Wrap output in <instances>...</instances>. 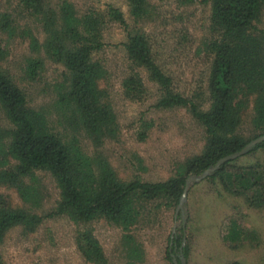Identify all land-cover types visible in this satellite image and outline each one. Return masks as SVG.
<instances>
[{
	"label": "rangeland",
	"instance_id": "obj_1",
	"mask_svg": "<svg viewBox=\"0 0 264 264\" xmlns=\"http://www.w3.org/2000/svg\"><path fill=\"white\" fill-rule=\"evenodd\" d=\"M110 7L122 13L128 31L147 36L154 60L171 77L174 89L184 95L200 90L201 107L207 108L209 0H38L35 9L18 0H0V69L24 94L27 106L42 111L63 139L76 142L86 156L106 164L111 181L166 180L178 174L187 159L201 153L205 134L188 109L154 106L160 92L144 68H137L146 88L143 99L135 101L125 95L122 84L130 72V62L122 43L127 31L108 14ZM89 13L100 15L103 46L91 52L90 58L99 69L95 87L99 106L107 108L111 120L109 124L100 119L95 126L92 121H82L74 102H69L68 70L48 49L47 38L62 25L67 35L55 38V42L65 38L62 42L69 44L68 29L87 34L82 18ZM255 25L264 30V10ZM252 114L251 98L237 129L242 138L250 139L261 132L254 129ZM0 125H7L1 109ZM236 160L264 164V149ZM14 162L4 146L0 172L11 169ZM205 178L190 183L181 205L182 195L177 202L133 195L129 205L137 214L128 227L103 216L80 223L66 213L57 214L64 195L49 171L35 170L2 182L0 193L7 203L41 218L33 229L9 228L0 243L3 262L97 264L76 247V234L90 230L102 248L103 264H182L183 260L184 264H264V208H250L228 194L218 196L217 187ZM95 184L97 191L106 187L99 178ZM20 188L33 195L23 196L24 200L20 193L26 192ZM231 217L249 232L253 230L234 245L222 240ZM174 236L181 240L171 248L170 238Z\"/></svg>",
	"mask_w": 264,
	"mask_h": 264
},
{
	"label": "trees",
	"instance_id": "obj_2",
	"mask_svg": "<svg viewBox=\"0 0 264 264\" xmlns=\"http://www.w3.org/2000/svg\"><path fill=\"white\" fill-rule=\"evenodd\" d=\"M18 1L26 8L35 9L38 5V0ZM209 2L211 38L208 52L211 64L206 90L210 102L205 109L201 107L202 92L198 90L191 95H184L176 91L171 77L154 60L147 36L128 31L122 13L113 7L108 10V14L123 24L127 31L126 41L122 43L130 62V72L122 84L125 95L135 101L143 99L146 88L137 68H144L149 80L158 85L160 92L154 106L159 109L186 108L203 128L205 140L201 153L187 159L178 168V174L154 182L138 179L126 183L114 179L111 181L108 176L112 174L106 164L86 156L76 142L63 139L50 126L42 111L27 106L24 94L0 69V109L7 123L5 127L0 125V150L7 146L8 154L16 161L11 169L0 172V183H8L15 177L21 178L35 170L49 171L55 176L64 195L56 208L57 214L66 213L73 221L80 223L103 216L117 225L128 227L135 221L137 214L129 205L133 195L166 197L167 200L177 202L188 175L204 171L220 158L241 150L252 139L263 135L264 30L258 28L255 22L264 10V0ZM82 20L87 34L80 35L68 29L69 44L62 42L65 38L60 43L55 42V38L67 35V28L62 25L60 29L48 34V49L68 70L69 102H74L82 121H92L95 126L101 119L110 124L108 110L99 106V91L95 88L99 69L90 58L91 52L103 46L100 15L89 13ZM251 98V122L254 129L261 132L246 139L238 134L237 129L241 123V113ZM258 149H264V140L245 154ZM236 159L221 164L205 181L217 187L215 191L218 196L228 194L243 200L250 208H264V164L261 161L240 163ZM97 178L106 186L98 191L95 184ZM20 189L26 192L20 193L23 199V196L33 195L27 189ZM40 220L30 210L7 203L0 193V243L12 226H22L24 230L33 229ZM252 231L244 229L237 219L231 217L222 240L234 245L243 241ZM180 240L171 237L170 247L178 245ZM75 242L88 260L97 264L105 262L102 248L90 230L77 233ZM183 255L186 256L185 250ZM0 264H4L1 252ZM229 264L241 263L233 261Z\"/></svg>",
	"mask_w": 264,
	"mask_h": 264
},
{
	"label": "water",
	"instance_id": "obj_3",
	"mask_svg": "<svg viewBox=\"0 0 264 264\" xmlns=\"http://www.w3.org/2000/svg\"><path fill=\"white\" fill-rule=\"evenodd\" d=\"M263 140H264V134L256 137L255 139H252L241 150L220 158L215 164H213L212 166L206 168L201 174H199L197 176H194V175L193 176L192 175L188 176L186 178V180H185L184 192H183V194H182V196L180 198L179 205H181V203L183 201V198H184V196H185V194L187 192V189H188L190 183L198 182V181L204 179L208 175L212 174L216 169H218L219 166L221 164H223L224 162H226L228 160H233V159H235L237 157L242 156L243 154L248 152L254 145L260 143ZM182 264H184V260L182 261Z\"/></svg>",
	"mask_w": 264,
	"mask_h": 264
}]
</instances>
